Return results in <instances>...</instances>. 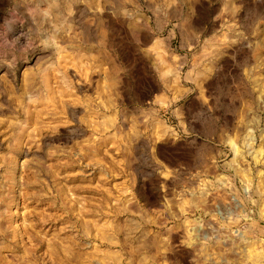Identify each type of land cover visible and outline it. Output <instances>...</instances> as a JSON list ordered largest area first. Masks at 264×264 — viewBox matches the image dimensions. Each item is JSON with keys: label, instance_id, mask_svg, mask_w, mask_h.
<instances>
[{"label": "rangeland", "instance_id": "374dc122", "mask_svg": "<svg viewBox=\"0 0 264 264\" xmlns=\"http://www.w3.org/2000/svg\"><path fill=\"white\" fill-rule=\"evenodd\" d=\"M0 264H264V0H0Z\"/></svg>", "mask_w": 264, "mask_h": 264}, {"label": "bare ground", "instance_id": "6f19581e", "mask_svg": "<svg viewBox=\"0 0 264 264\" xmlns=\"http://www.w3.org/2000/svg\"><path fill=\"white\" fill-rule=\"evenodd\" d=\"M258 259V258H257ZM256 260V259H255Z\"/></svg>", "mask_w": 264, "mask_h": 264}]
</instances>
